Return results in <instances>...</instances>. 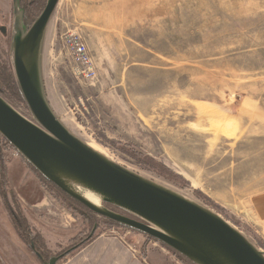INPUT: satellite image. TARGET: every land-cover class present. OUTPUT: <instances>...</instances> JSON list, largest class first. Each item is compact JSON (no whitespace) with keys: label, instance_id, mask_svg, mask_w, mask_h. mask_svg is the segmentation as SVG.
Returning <instances> with one entry per match:
<instances>
[{"label":"rangeland","instance_id":"obj_1","mask_svg":"<svg viewBox=\"0 0 264 264\" xmlns=\"http://www.w3.org/2000/svg\"><path fill=\"white\" fill-rule=\"evenodd\" d=\"M34 1L0 0L11 64L16 25L25 33L42 12ZM50 20L41 79L63 126L113 163L218 214L264 252V0H59ZM68 34L84 41L94 78L74 75ZM5 158L49 259L25 246L0 197V264H187L153 238L67 210L20 155Z\"/></svg>","mask_w":264,"mask_h":264},{"label":"water","instance_id":"obj_2","mask_svg":"<svg viewBox=\"0 0 264 264\" xmlns=\"http://www.w3.org/2000/svg\"><path fill=\"white\" fill-rule=\"evenodd\" d=\"M58 1L46 0L25 33L15 27L12 66L30 118L0 95V135L66 196L97 216L155 239L192 264H264V252L218 214L113 163L59 121L45 97L40 70L42 40ZM74 187L126 214L93 205Z\"/></svg>","mask_w":264,"mask_h":264},{"label":"trees","instance_id":"obj_3","mask_svg":"<svg viewBox=\"0 0 264 264\" xmlns=\"http://www.w3.org/2000/svg\"><path fill=\"white\" fill-rule=\"evenodd\" d=\"M45 0H37L34 1L31 4V8L33 6L37 9V12H41L42 8L44 7ZM0 95L19 113L26 116L19 105H23L26 110V104L24 102V99L22 97V94L20 92V89L18 87L13 66L11 64V61L6 58L4 48L2 47V44L0 43ZM28 117V116H27ZM30 118V116H29ZM13 151V147L0 135V197L2 200V204L5 208V211L8 215L9 221L13 227V229L16 231V233L19 235V237L22 239L25 246L35 254V256L42 260L43 258L49 259L48 255V247L46 243L45 236L42 234L41 231H39L32 222H30L26 216V209L22 205V203L19 201L17 195L14 194L13 186L8 180V164L6 162V153ZM21 157V156H20ZM21 159L24 161V164L26 165V168L29 169L36 177L40 185L43 187V189L50 194L54 199L60 201L62 205L69 211H75L77 210V207L83 208L86 210V219L90 220L92 223L93 221L102 223L105 227H119L124 230H131L134 233H139L135 230L129 229L127 227H124L117 222L97 216L93 214L91 211L87 210L85 207H83L81 204L76 202L75 200L71 199L70 197L66 196L63 192H61L55 185L45 180L25 159L21 157ZM160 171L166 178H172L173 174L168 170L160 167ZM10 194V198H8V195ZM207 202L217 208V206L213 205L208 199ZM102 206L113 208L105 203H101ZM116 209V208H114ZM117 211L126 214L122 210L116 209ZM90 216V217H89ZM93 220V221H92ZM145 238L151 240L152 238L149 236L144 235ZM96 238V235H92L90 237L83 235L82 239H80V242L70 248V253L74 252L77 249H80L82 247H85L86 245L90 244L94 239ZM163 247L167 248L169 251H171L174 255L179 257L181 260L185 261L187 264H192L188 260H186L184 257L179 255L178 253L174 252L167 246L160 243ZM44 247V248H43ZM145 252V249L143 250Z\"/></svg>","mask_w":264,"mask_h":264},{"label":"built area","instance_id":"obj_4","mask_svg":"<svg viewBox=\"0 0 264 264\" xmlns=\"http://www.w3.org/2000/svg\"><path fill=\"white\" fill-rule=\"evenodd\" d=\"M65 44L68 47L71 58L75 64L74 75L83 79H92L95 77V71L91 65L89 53L84 41L74 34L65 36ZM14 155H19L13 150Z\"/></svg>","mask_w":264,"mask_h":264},{"label":"crops","instance_id":"obj_5","mask_svg":"<svg viewBox=\"0 0 264 264\" xmlns=\"http://www.w3.org/2000/svg\"><path fill=\"white\" fill-rule=\"evenodd\" d=\"M51 21V20H50ZM50 21H49V24H48V26H47V29H46V31H45V34H44V37H43V40H42V45H41V52H40V61H41V55H42V50H43V48L45 47V41L48 43L49 42V38L47 37L48 36V31H49V25H50ZM47 45V44H46ZM44 201V197L42 196V194L39 192L38 193V202L36 203V204H41L42 202ZM22 205L25 207V209L27 210V206L25 205V204H23L22 203ZM37 206V205H36ZM123 252V255H124V257H127L128 255H127V252H125V251H122ZM104 254H106L105 255V257L107 258V257H110V253H105L104 252ZM112 255V254H111ZM142 262H145L143 259H142ZM122 264V263H121ZM129 264H143V263H141L139 260H135V261H130V263ZM146 264V263H145Z\"/></svg>","mask_w":264,"mask_h":264},{"label":"bare ground","instance_id":"obj_6","mask_svg":"<svg viewBox=\"0 0 264 264\" xmlns=\"http://www.w3.org/2000/svg\"><path fill=\"white\" fill-rule=\"evenodd\" d=\"M75 191L78 192L81 196H83L87 201H89L90 203H92L95 206H98V201H99V197L95 194H93L92 192L80 188V187H74Z\"/></svg>","mask_w":264,"mask_h":264},{"label":"flooded vegetation","instance_id":"obj_7","mask_svg":"<svg viewBox=\"0 0 264 264\" xmlns=\"http://www.w3.org/2000/svg\"><path fill=\"white\" fill-rule=\"evenodd\" d=\"M32 4V3H31Z\"/></svg>","mask_w":264,"mask_h":264}]
</instances>
